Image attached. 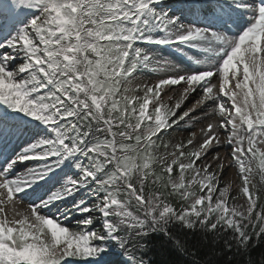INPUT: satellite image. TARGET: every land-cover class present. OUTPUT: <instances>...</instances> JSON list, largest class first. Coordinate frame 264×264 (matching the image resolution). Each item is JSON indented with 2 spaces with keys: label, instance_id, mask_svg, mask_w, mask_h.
Instances as JSON below:
<instances>
[{
  "label": "snow or ice",
  "instance_id": "obj_1",
  "mask_svg": "<svg viewBox=\"0 0 264 264\" xmlns=\"http://www.w3.org/2000/svg\"><path fill=\"white\" fill-rule=\"evenodd\" d=\"M0 264H264V0H0Z\"/></svg>",
  "mask_w": 264,
  "mask_h": 264
},
{
  "label": "trees",
  "instance_id": "obj_2",
  "mask_svg": "<svg viewBox=\"0 0 264 264\" xmlns=\"http://www.w3.org/2000/svg\"><path fill=\"white\" fill-rule=\"evenodd\" d=\"M153 256H154V260L157 261V262H159V261H161L163 259H166V257H163V256L160 255V250L159 249H157L155 251V253H153Z\"/></svg>",
  "mask_w": 264,
  "mask_h": 264
}]
</instances>
